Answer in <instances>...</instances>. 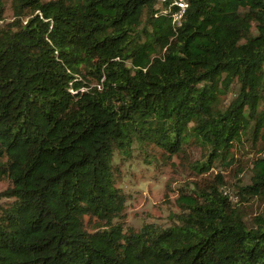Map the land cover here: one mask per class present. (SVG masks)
I'll return each mask as SVG.
<instances>
[{"label": "trees", "instance_id": "obj_1", "mask_svg": "<svg viewBox=\"0 0 264 264\" xmlns=\"http://www.w3.org/2000/svg\"><path fill=\"white\" fill-rule=\"evenodd\" d=\"M12 3L0 264H264V213L248 224L206 180L170 227L127 229L115 174L137 151L170 162L195 142L210 160L199 172L264 141V0H188L179 27L173 0ZM241 194L264 195V160Z\"/></svg>", "mask_w": 264, "mask_h": 264}, {"label": "rangeland", "instance_id": "obj_2", "mask_svg": "<svg viewBox=\"0 0 264 264\" xmlns=\"http://www.w3.org/2000/svg\"><path fill=\"white\" fill-rule=\"evenodd\" d=\"M3 17L4 20L0 21L2 28L16 21L12 0H6ZM233 97L231 94L223 98L225 108ZM186 151V157L174 156L170 162L162 160L159 153L158 161L149 163L148 157L140 151L135 152L134 157L126 162L117 161V186L127 198V229L138 231L145 224L170 227L175 216L181 214L184 208L182 203L190 200L196 192L197 183L206 180L209 181V184H205L206 189L219 186L218 189L228 197L233 209L236 206L241 209L244 221L248 224L264 213V195L250 197L245 201L241 194V185L253 184L255 162L264 160V141L255 148L251 142H246L237 150L230 165L215 162L209 171L204 167L198 172L194 167L210 163L205 150L194 142L188 145ZM9 187L8 180L0 181V196ZM4 202L5 198L0 197V204Z\"/></svg>", "mask_w": 264, "mask_h": 264}, {"label": "built area", "instance_id": "obj_3", "mask_svg": "<svg viewBox=\"0 0 264 264\" xmlns=\"http://www.w3.org/2000/svg\"><path fill=\"white\" fill-rule=\"evenodd\" d=\"M166 1V0H162ZM174 4L177 6L178 11L173 15V25L182 26L183 18L187 8L189 7L188 0H173Z\"/></svg>", "mask_w": 264, "mask_h": 264}]
</instances>
